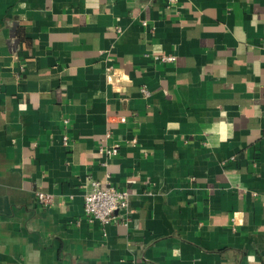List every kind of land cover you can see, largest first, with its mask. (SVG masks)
Listing matches in <instances>:
<instances>
[{"label":"crops","instance_id":"crops-1","mask_svg":"<svg viewBox=\"0 0 264 264\" xmlns=\"http://www.w3.org/2000/svg\"><path fill=\"white\" fill-rule=\"evenodd\" d=\"M0 264H264V0H0Z\"/></svg>","mask_w":264,"mask_h":264},{"label":"built area","instance_id":"built-area-1","mask_svg":"<svg viewBox=\"0 0 264 264\" xmlns=\"http://www.w3.org/2000/svg\"><path fill=\"white\" fill-rule=\"evenodd\" d=\"M170 6H175L178 0H167ZM162 61H174V56H161ZM145 93H148L145 91ZM121 122H125L124 117H119ZM67 124L68 121H65ZM68 137H63V144L69 145ZM102 152L109 155H116L117 148H103ZM37 200L46 207L53 204L52 196L39 192L36 196ZM130 208V194L128 191L117 189L111 183L105 185L98 181L92 182V190L84 197V213L89 222H98L105 227L112 223L127 221V212Z\"/></svg>","mask_w":264,"mask_h":264}]
</instances>
